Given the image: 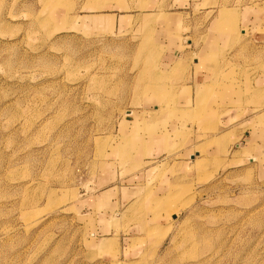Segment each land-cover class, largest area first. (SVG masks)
Listing matches in <instances>:
<instances>
[{"label": "rangeland", "instance_id": "obj_1", "mask_svg": "<svg viewBox=\"0 0 264 264\" xmlns=\"http://www.w3.org/2000/svg\"><path fill=\"white\" fill-rule=\"evenodd\" d=\"M262 51L264 0H0V264H264Z\"/></svg>", "mask_w": 264, "mask_h": 264}, {"label": "crops", "instance_id": "obj_2", "mask_svg": "<svg viewBox=\"0 0 264 264\" xmlns=\"http://www.w3.org/2000/svg\"><path fill=\"white\" fill-rule=\"evenodd\" d=\"M246 40V44L249 46V51L247 50L245 53V59H249L253 62H257V60L259 59V53H258V41L257 39H245ZM185 43H183V48H181V44H177V52H175V54H171L168 56V58H166L161 64L160 67H162L163 69L166 70V72H164L163 74L165 75H170L168 76L169 78H176L178 81H182L183 78L185 77L184 75H181L180 73H178L177 71L182 70V69H186L188 72H190L189 75L187 74L186 78H190V81H185L182 82L181 84H183L182 88L186 87H192V91H197V87L202 86L204 83L206 84L207 82H210L211 78L213 77L211 73H207V72H203L200 71L197 74H195V71L197 70H210L214 67V65H212V61H210L209 55L208 54H201V57H199L198 59L195 58V56H193L191 58V54H193V51L191 48V44H187V48ZM262 53H264L262 51ZM208 55V57H207ZM237 55V54H236ZM262 55V54H260ZM209 58V59H208ZM196 60V61H195ZM210 61V63H209ZM226 62L227 60L224 59L223 60V64H224V71H225V66H226ZM220 62L218 61V68H219ZM222 63L220 65V68L222 67ZM211 67V68H210ZM255 68L254 66H251V69ZM220 70V69H219ZM213 71V69H212ZM179 75L177 77H175L176 75ZM185 87V88H186ZM156 108L159 106H155ZM208 136H216V133H213L211 135ZM217 136H236V133L234 132V128L232 129H224L223 131H220L219 133H217ZM220 139V138H219ZM219 142V140L217 141ZM216 144V143H214ZM209 146H211V144L209 145H205V144H200V145H193L188 153H190V151H193V154L198 152H205V154L209 155ZM200 149V152H199ZM187 153V156H188ZM204 154V156H205ZM203 155V154H200ZM189 157V156H188Z\"/></svg>", "mask_w": 264, "mask_h": 264}]
</instances>
